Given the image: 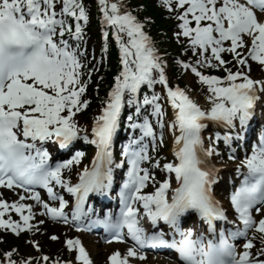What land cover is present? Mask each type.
<instances>
[{"label": "snow or ice", "instance_id": "6c2138e0", "mask_svg": "<svg viewBox=\"0 0 264 264\" xmlns=\"http://www.w3.org/2000/svg\"><path fill=\"white\" fill-rule=\"evenodd\" d=\"M160 3L175 12L181 30L175 35L187 38L185 51L200 57L194 64L183 59L179 64L190 68L208 86L206 100L210 106L202 107L183 88L169 84L161 54L131 10L122 11L119 0H99L104 22L114 29L122 67L89 130L76 119L89 104L88 99H82L88 81L82 79L81 20L89 19L82 0H0V186L30 193L39 211L53 220L64 224L71 221L77 228L102 225L111 240H123L126 227L134 243L123 254L113 251L108 257L110 264H133L130 257L146 258L144 251L136 250L145 246H168L178 253L182 264H264V129L236 167L241 179L230 201L239 224L228 220L225 208L213 194L219 170L210 158L220 154L214 139L218 141L221 133L216 132L215 138L209 133L207 142L202 135L210 123L223 125L229 129L223 134V142L234 153L231 144L234 139H244L258 102L264 111V78L254 79L244 70L249 58L264 65V0ZM70 19L75 20L74 30ZM123 34L128 37L126 41ZM225 51L233 54L240 68H225L223 76L199 71L202 64L213 68L226 65ZM91 73L89 69V78ZM157 82L163 85L172 107L168 120L161 93L154 89ZM142 86L152 91L144 92L141 98L138 93ZM125 105L134 108L127 124L139 129V134H128L117 163L113 143ZM151 116L156 117L159 139ZM165 126L172 133V160L160 154ZM78 138L94 144L95 155L90 165L77 171L73 182L71 166L81 163L83 152L75 150L68 159L52 161L45 145L51 142L68 150ZM125 161L119 209L94 214L91 205L86 208V199L90 193H110L113 168ZM154 169L165 171L166 176L157 179ZM149 183L154 185L151 191L145 190ZM37 186H43L58 206L43 199ZM60 189L75 198L71 216L65 211L69 200ZM24 192L12 201L0 194V229L16 234L24 229L39 231L30 223L36 205L22 202L27 199ZM13 211L19 219L12 218ZM193 214L206 222V232L196 229L195 224L184 226L186 216ZM142 217L151 222L152 231H146ZM161 221L167 231L159 227ZM223 222L236 227L226 228ZM51 238L58 239L55 233ZM237 238L243 240L241 245L235 243ZM30 242L40 248L36 240ZM64 243L69 250H76V261L92 264L79 237H66ZM238 247L242 250L237 251ZM16 255V248L4 251L0 264H72L46 253L19 259L14 258Z\"/></svg>", "mask_w": 264, "mask_h": 264}, {"label": "trees", "instance_id": "16d2710c", "mask_svg": "<svg viewBox=\"0 0 264 264\" xmlns=\"http://www.w3.org/2000/svg\"><path fill=\"white\" fill-rule=\"evenodd\" d=\"M95 2V0H84L87 2ZM96 4V3H95ZM123 8L131 10L134 15H137L138 19L145 22V29L151 37L153 45L162 50H168L170 48L177 47V42L173 37L169 35L168 28L173 26V21L166 17L168 9L162 6L157 0H122ZM111 57L116 56L112 49ZM117 66L109 64L107 68L102 72V77L97 83L96 93L100 96H104L106 89L111 85V76L116 72ZM88 96L94 98L93 91H88ZM95 99V98H94ZM12 238L9 237V242H12Z\"/></svg>", "mask_w": 264, "mask_h": 264}, {"label": "rangeland", "instance_id": "374dc122", "mask_svg": "<svg viewBox=\"0 0 264 264\" xmlns=\"http://www.w3.org/2000/svg\"><path fill=\"white\" fill-rule=\"evenodd\" d=\"M88 15L90 16V13H88ZM94 30L93 31H91V33H93L91 36H90V38H89V42L91 41V39L93 38V36H94ZM97 44H98V41H95V42H93V46L97 49ZM169 70V67L167 68V71ZM182 73H183V80H184V82H185V85H186V88H185V91L190 95V96H194V97H197V99L199 100V102H201V103H204L205 101H206V95L207 94H209L208 93V89H207V91L206 92H204V93H202V91L201 90H199V88L198 87H196V83H195V80H194V76H193V74H192V72L191 71H189L187 68H184V70L182 71ZM264 76V74L263 73H260V75L257 77V78H261V77H263ZM209 104H210V102H209ZM209 106V105H208ZM98 109H99V107H98ZM81 125H83V126H86V127H88L89 126V123L87 124V125H84V124H81ZM165 149V151L167 152V153H169L170 152V149L168 148L167 149V147H165L164 148ZM229 166H230V164H228ZM60 229V228H59ZM45 244H46V242H44ZM53 246V244H50L49 246L46 244L45 245V249L47 250L48 248H50V247H52ZM99 247H101V248H103V249H105L104 250V252H103V254L101 255V256H99L98 257V259H101V261H99L97 264H104L103 263V260H104V258H105V253H107L108 251H111L112 250V247H107V246H104V245H102V244H99L98 245ZM19 247V246H18ZM87 247L89 248V250L91 251V253L93 254V250L90 248V245L87 243ZM19 248H21V247H19ZM7 251V250H6ZM26 255H28V256H34V257H39L40 255H38V252L36 251V250H34V248L32 247V249H30V250H27L26 251ZM25 256V255H24ZM95 256V255H94ZM95 260H97V257L95 256ZM33 264H35V261L33 262Z\"/></svg>", "mask_w": 264, "mask_h": 264}, {"label": "bare ground", "instance_id": "6f19581e", "mask_svg": "<svg viewBox=\"0 0 264 264\" xmlns=\"http://www.w3.org/2000/svg\"><path fill=\"white\" fill-rule=\"evenodd\" d=\"M191 98H193L197 103H199L202 107H205V108H207L208 107V103H209V101H205L204 103H201V102H199V100L197 99V97H194V96H190ZM172 116V115H171ZM211 124V123H210ZM209 124V125H210ZM213 125V124H212ZM214 126H216V125H214ZM92 240L90 239L88 242L89 243H91L90 244V248L93 250V252H94V254H95V256L96 257H99V256H101L102 255V252H103V248H101V247H99L98 246V243L97 242H91ZM124 251V250H123ZM127 250H125L124 251V253L126 252ZM97 262H99L100 261V259H97L96 260Z\"/></svg>", "mask_w": 264, "mask_h": 264}]
</instances>
